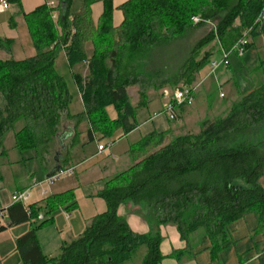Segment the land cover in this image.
Returning a JSON list of instances; mask_svg holds the SVG:
<instances>
[{
	"label": "trees",
	"instance_id": "trees-1",
	"mask_svg": "<svg viewBox=\"0 0 264 264\" xmlns=\"http://www.w3.org/2000/svg\"><path fill=\"white\" fill-rule=\"evenodd\" d=\"M72 1L42 4L25 14L34 55L15 59L12 40L0 38V157L7 151L4 136L20 120L16 145L35 149L44 161L62 151L54 144L69 127L73 135L65 153L79 143L84 121L92 142L96 136L112 139L119 128L128 133L137 125L128 88H138L139 106L151 89L190 86L204 77L215 52L229 53L242 37L249 43L264 32L258 20L264 0H128L120 7L124 19L117 27L111 22L110 0L98 24L91 17L93 0H83L77 9ZM208 21L216 22L215 29L191 46L180 43L182 35H192ZM10 23L15 25L14 17ZM59 48L71 68L88 67L86 77L75 73L84 104L78 114L69 112L72 96L55 68ZM251 87L225 115L202 121L198 132H153L142 138L132 147L134 163L106 180L98 193L106 211L55 257L43 253L36 236L48 221L45 216L16 240L23 264H127L141 247L146 248L141 264H160L159 227L167 224L176 226L187 248L207 236L215 256L229 242L230 224L248 213L256 215V232L264 237V61L251 71ZM109 106L117 110L115 119L106 111ZM68 120L74 125L62 129ZM166 136L171 138L164 142ZM126 201L144 206L152 231L136 232L119 215ZM30 207L36 217L39 207ZM7 212L8 226L31 220L22 203L9 205ZM6 228L0 225V232ZM257 264H264V247Z\"/></svg>",
	"mask_w": 264,
	"mask_h": 264
},
{
	"label": "crops",
	"instance_id": "crops-1",
	"mask_svg": "<svg viewBox=\"0 0 264 264\" xmlns=\"http://www.w3.org/2000/svg\"><path fill=\"white\" fill-rule=\"evenodd\" d=\"M7 1L9 3V8L6 9L7 11L5 10V12L4 10L0 12H3V13H6L8 11L11 12L10 16L7 18V22L11 29H9L10 30L9 33L5 34V36L1 34L0 38L11 39V40L13 39L15 41L17 39V33L18 35H20L19 33L20 31H17L16 33L15 31H16V28L18 30L19 26H21V23L23 21L22 20L23 13L27 14L42 4H47L51 6L50 3H53V6L51 7H56L59 4V0H7ZM106 1L107 0H93V2L91 3V6H90L91 17L95 24H98V22L100 21L102 17V14L105 9ZM127 1L128 0H110L111 5H112V18H113L111 19V22L114 27L119 26L121 22L123 21L124 15L120 7L122 4H124ZM31 2L32 4L33 2H39V3L35 7L30 5L29 7H32V9L31 8L25 9L24 8L25 5H29ZM81 5L77 6L76 9L79 8ZM3 13H0V14H3ZM55 13L57 14V12ZM12 17H14L15 25H12L10 23ZM3 18L5 19V16ZM59 50L63 52L67 60V56H66V52L64 48H59ZM92 51H93V46L92 44L89 43V45L87 46V52L88 54H91ZM0 55H2V53H0ZM32 55L34 54H31L26 57H30ZM248 55L245 57L246 61L247 63L252 65L248 61ZM239 57L243 61V57L241 55ZM24 58H15V59L20 60ZM211 60L213 59L211 58ZM263 61H264V58L260 59V61H257L256 64L252 66L249 72L250 80H251V71L254 70V68H257ZM70 69L74 75L75 73H79L82 77H86L88 74V67H87V64L85 63L78 64L73 68L70 67ZM205 70L209 72L208 67ZM207 71L205 72L206 74H204L203 76H206V75H209V76H207L206 78L207 80L205 81V83H203L204 85L196 93L194 103L190 106L184 107L183 110L179 113V118L176 121H171L170 119H168L166 115H163V114L155 115L156 113H159V111H161L163 107L164 101L162 100V89L156 90L158 91V94L160 96V106L157 110H153L152 112L148 110V106L150 102L152 101V98L148 94L150 90L147 93L148 94L147 102L144 103L143 105L138 106L139 99L137 100V102H133V101L131 102L132 105L136 106L135 107V115H136V120H137L136 127L133 128V130H131L128 133H124L123 130L119 128L118 130L120 134L118 133L116 138L110 140L111 142L108 145L107 144L104 145L106 146V148L103 151L99 150L98 146L100 144H98L97 148L92 150L93 152L92 151L86 152L88 154H85L84 155L85 158L81 160V162L86 163L87 158H91L98 154L102 156V158L96 164L92 165L91 167L88 166L80 170L81 168V165H80L78 168L80 170L79 171L80 176H78L77 179H78V185L80 186L82 185V183L80 182V178H83V176L85 175H89L91 170L94 169V166L98 165L96 166V168L99 170L98 171L99 182L94 188H89V190L87 191L88 194H86L87 196L100 199V197H98V193L104 187L106 180L108 181V179H111L117 173L129 168L134 163L133 161L134 154H132L131 152L132 147L136 145L142 138H144L148 134L153 133V132H157V133L170 132V131H173L174 129L176 130L178 128H184L185 126H189L190 124H194V125L197 124L200 129V123H202V121L206 119H215L223 115L224 113L226 114L228 112L231 105L237 100L231 99L229 101V104L227 105L219 104L217 105V107H214V102H211L208 104V102L205 100L206 99L204 97L205 90L207 88L217 87L216 85L217 83L215 82L207 83L210 80V77L214 75V74L211 75V73L209 74ZM225 71L226 72L231 71L232 75H234L231 64L229 65V67H227V70ZM75 83H76V79H75ZM231 86H234V85H231ZM76 88H77L79 97L82 99L81 93L77 87V83H76ZM131 88H128V94L130 93L129 90ZM251 88L252 87L250 86L249 90H251ZM151 90H155V89H151ZM219 96L221 98L226 97L222 93H220ZM83 111H84V104H83V109L79 111L78 113L83 112ZM69 112L72 114L77 113V112L71 111L70 107H69ZM117 115L118 114L116 112L114 113V116L111 117L109 115V117L111 119H115ZM82 123H84L85 129L82 130L80 128L82 124H80L79 131L81 132V135L83 133L85 134L86 142H88V144L92 143V141L89 140V136H88L89 124L86 121ZM73 125H74V122L68 120L63 124L62 129L63 127L66 128V127L73 126ZM22 127L23 125L21 126V128ZM198 131L199 130H197V132ZM16 132L18 131H15V133ZM15 133H14V136H15ZM68 142L69 140L67 139L65 141L66 146L68 145ZM57 149L59 148L57 147ZM57 151H60V150H57ZM57 151L54 153L52 158H50L49 156L48 159L45 161L39 157L38 152L36 151V154H37L36 156L40 158L41 160V166H42V170L44 172L45 177H48L56 167H61V168L66 167V168H73V169L74 167H76L73 161L68 156L69 147L66 153L64 149H62L60 154H57ZM7 153L8 151H6V153L0 157V167L1 168H4V166L9 163V159H7ZM110 157H112L113 159L110 160ZM84 165L85 164H83V166ZM74 170L75 171L74 173H72V175L76 174L77 170L76 169ZM3 179H4V176L1 173V169H0V183H2ZM13 183L15 184V186L12 189V193L17 190H21L27 187L29 180L28 182L26 181L25 183V181L18 182L17 179L14 178ZM74 187H76V185L69 186L67 188H62L58 190L57 192L51 193L52 198H50L49 200L52 199L57 204L61 203L62 207L60 206V208L65 209V212H63L64 214L63 213L59 214L58 217L56 218L52 215V213L46 215V219H48V221L45 222L43 225L54 224L55 227L53 230V238L52 240H49V239L41 240V238L39 239L37 237V239L39 240L38 242L41 247V250L47 256L49 255L51 257H55L59 255L62 245L66 242H69L75 239L76 237L75 233L81 231L79 233L82 234L83 231L88 226V224L91 222V219L95 216V214H91L88 216L87 215L78 216L76 214L75 216L76 211H74L75 210L74 204L76 202L74 200L68 202L67 197L66 198L64 197L67 195V192L73 189ZM7 207H6V204H2V202L0 201V210L4 209L3 214L0 215V225H4L2 224V221H5L7 224L4 226H7L8 228L10 220L8 217L7 209H5ZM120 208L123 210L124 213H121ZM143 211H144L143 205L141 204L137 205L133 203L132 201H126L118 209L119 215L126 219L128 224L134 231L139 232V233H147L153 230V226H152V223H150V221H148L146 217L143 215ZM65 222H67L68 225H66ZM24 223H28V225L24 227V229L22 230L20 234H18L17 238L20 237L25 232L32 229L34 226H38L40 224V221L33 222L30 220ZM257 226H258V221L254 213H248L243 218L230 224L229 232L231 234H230L229 242L226 245H224L223 248H221L217 252V254L214 256L212 253V249H211L210 239L207 236H202L199 239L195 240V242H197L196 246H193V247L191 246V248H187V242L184 239H182L181 234L176 228V226L172 224L161 225L159 227V230H160L161 235L163 236V239L160 243V251L163 255V258L161 259L159 263L160 264H257V258H258L257 250L262 245V240L264 238L261 232L260 233L256 232Z\"/></svg>",
	"mask_w": 264,
	"mask_h": 264
},
{
	"label": "rangeland",
	"instance_id": "rangeland-1",
	"mask_svg": "<svg viewBox=\"0 0 264 264\" xmlns=\"http://www.w3.org/2000/svg\"><path fill=\"white\" fill-rule=\"evenodd\" d=\"M44 2V1H43ZM83 0H73L72 6L73 9H76L77 6L81 5ZM39 2H32L29 5H23L25 9L31 8L29 7L32 5L35 7ZM6 10V9H5ZM4 10V12H5ZM7 11V10H6ZM25 12V11H24ZM3 13V12H0ZM10 11L0 14V35H4L9 33L10 26L7 22V18L10 16ZM5 16V19L3 17ZM198 17V16H196ZM22 23L21 26H19L18 30L16 28V31H20V35L17 33V39L16 41L12 39L11 41V50L12 54L15 58H24L26 56H29L31 54H34L36 50L34 49V44L31 39V35L29 32L28 27V21L26 20V16L23 13L22 16ZM3 20V22H2ZM196 22V20H193ZM216 22L208 21L204 26L196 30L192 35L186 34L182 35V39L180 40V43H185L188 46H191L195 44L201 37L205 36L210 30L215 29ZM212 44L206 47V49H209ZM249 55H248V54ZM245 55V56H244ZM248 55V61L252 64L250 65L246 61V56ZM222 52H216L212 59L216 61H220L223 58ZM244 56V57H243ZM243 61L240 59L238 55L235 53H230L228 55V59L230 60V64L232 65V70L234 72V75H232L231 71H225L227 68L221 67L217 71H214L211 66H209V74H214L210 77V80L207 83H217L216 88H207L204 92L205 100L209 103L214 102V107H217V105H227L229 104V101L231 99L239 100L242 95H244L251 86V80H250V70L252 66L256 64L257 61H260V59L264 58V32L260 35L256 36L255 38L250 39L248 46L245 48V52L242 54ZM55 68L56 71L65 79L67 86L70 91V94L72 96L71 102H70V109L74 112H79L83 109V101L79 97L76 83H75V75L71 71L68 62L65 58V55L63 52H61L59 49L57 51L56 59H55ZM213 70V71H212ZM214 72V73H213ZM206 75L204 77H199L196 81L198 83V87L196 90V93L200 90V88L204 85L205 81L207 80ZM234 85V86H231ZM237 88V89H236ZM164 89V88H163ZM162 89V91H163ZM130 94V100L131 102H137L139 99V92L137 87H132L129 90ZM222 93L226 97L221 98L219 94ZM150 97L152 98V101L150 102L148 106V110L152 112L153 110H157L160 106V96L158 94V91L156 90H150L149 93ZM196 95V94H195ZM162 100L164 101L165 98L162 96ZM220 107V106H218ZM106 111L108 112V115L111 117L114 116V113L117 112L115 106H109L106 108ZM165 115V114H163ZM225 115V113L223 114ZM221 115V116H223ZM176 121V120H175ZM82 125L80 128L82 130L85 129L84 123H81ZM23 125V121H18L14 128L10 130V132H7L4 138V145L7 148V159H9V163L4 166V168H1V173L4 176V179L2 183H0V201L2 204H6V207L8 205H11L13 203V200L11 199L12 195V189L14 188L15 184L14 178L17 179V181H26L28 183V186L24 189L28 190V197L23 202L24 205L30 206V205H36L39 207V214L46 216L47 214L52 213V215L56 218L59 214H62L65 212V209L60 208L62 207L61 203L57 204L54 200H49L52 198V192H57L58 190L62 188H67L69 186H74L73 189L69 190L67 192V195L64 196L67 197L68 202L75 201V216L76 214L78 216L80 215H91V214H99L103 211H106V202L103 199L99 198H92L87 196L86 194L89 188H94L99 180H98V169L96 166H94V169L91 170L89 175L83 176V178H80V182L82 185H78V179L77 177L80 176L79 171L82 170V168L85 167H91L92 165L96 164L102 156L95 155L91 158H87V162L83 163L81 160L84 157L85 154H88L86 152L92 151L97 148L98 144L102 145H108L114 138L117 137L118 133L120 134L119 130H116L112 139L109 138H100L97 136L96 140H94L92 143L86 142V136L83 133L80 134L79 143H77L74 146L69 147V158L73 161L76 167V174L72 175L69 174H62L60 178L54 182V183H48L45 181L46 177L44 176V172L42 170L41 166V160L36 155V151L34 149H20L16 145V140L14 133L15 131H18L21 126ZM199 130V127L197 124H190L189 126H185L184 128H178L174 129L173 131L167 132L174 135L178 134H185L187 132H197ZM172 132V133H171ZM259 129L255 130L253 138L255 140H258L260 137L259 135ZM169 138L171 136H166V139L164 142L169 141ZM54 144V143H53ZM55 148L58 147L57 141H55L54 144ZM93 152V151H92ZM90 152V153H92ZM54 155V152L50 154V158ZM113 158L110 157V160ZM83 164H85L83 166ZM81 165L80 170L78 169ZM66 167H62L61 170H64ZM35 172V173H34ZM74 173V172H73ZM72 175V176H70ZM261 184L264 187V177L261 180ZM69 193V194H68ZM69 197V198H68ZM64 198V199H65ZM62 199V200H64ZM54 206V208H53ZM140 207V206H139ZM52 209V211L49 212V210ZM121 209V208H120ZM142 212V211H141ZM121 213H124L121 209ZM145 213V212H144ZM64 214V213H63ZM2 224L6 225L7 223L5 221H2ZM66 225H68L67 222H65ZM28 223H22L17 224L13 226H9L6 228L5 231L0 232V264H23L20 252L17 247L16 238L18 234L22 232L24 227H26ZM54 224L49 225L45 224L42 225L36 232V236L41 240L49 239L52 240L53 238V230H54ZM81 232V231H79ZM79 232L75 233V238L79 236ZM264 247V242L260 246L259 250L257 252H261ZM146 248L141 247L139 251L134 255V257L128 262L127 264H141V261L145 255ZM47 256V255H46ZM48 257H51L48 255Z\"/></svg>",
	"mask_w": 264,
	"mask_h": 264
},
{
	"label": "built area",
	"instance_id": "built-area-1",
	"mask_svg": "<svg viewBox=\"0 0 264 264\" xmlns=\"http://www.w3.org/2000/svg\"><path fill=\"white\" fill-rule=\"evenodd\" d=\"M51 6H53V3H50ZM9 8V3L7 0H0V11H3L5 9ZM53 17L56 18L57 14L53 13ZM193 20H196V22L199 20L198 17H193ZM258 20L261 22H264V8L261 11V13L259 14ZM248 43V39H246V37H242L240 39V41L238 43H236L231 51L229 53H225L222 52L223 58L220 61H216V60H212L210 62V66L212 67V69L214 71H217L218 69H220L221 67H229L230 65V60L228 59V55L230 53H235L237 55H241L245 52V48H246V44ZM212 70V71H213ZM198 87V83L195 82L194 84L190 85V86H179L176 88H164L162 91V96L165 98L164 103H163V107L161 109V111H159V113H156L155 115H160V114H165L168 119H170L171 121H175L178 120L179 118V111L182 107H187L190 106L194 103L195 101V94H196V90ZM100 151H103L106 146L100 144L98 146ZM62 169V168H61ZM59 170L57 171L55 174L46 177L45 181L48 183H54L56 182L60 176L62 174H72L75 170L73 168H65L64 170ZM28 197V190L27 189H21V190H17L15 192L12 193L11 195V199L13 200V203H22L24 205V201L27 199ZM26 208V211L28 213V215L31 218V221H39V220H43L45 218L44 215H42L41 213L38 214L36 217L31 216V207L30 206H26L24 205ZM7 209V208H5ZM4 212L3 210H0V215H2Z\"/></svg>",
	"mask_w": 264,
	"mask_h": 264
},
{
	"label": "water",
	"instance_id": "water-1",
	"mask_svg": "<svg viewBox=\"0 0 264 264\" xmlns=\"http://www.w3.org/2000/svg\"><path fill=\"white\" fill-rule=\"evenodd\" d=\"M64 129H66V128H64ZM66 130H68V131L67 132H64V133H61V134L58 135V145L60 146L61 149H65V146H66L65 145V141L67 139H69L73 135V131H72L73 129L71 127H69ZM57 154H60V151H57ZM60 169H61V167H56L53 170V172H51V174L49 176L55 174Z\"/></svg>",
	"mask_w": 264,
	"mask_h": 264
}]
</instances>
